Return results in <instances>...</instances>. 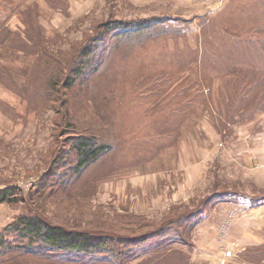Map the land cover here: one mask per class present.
Returning a JSON list of instances; mask_svg holds the SVG:
<instances>
[{
    "label": "rangeland",
    "instance_id": "1",
    "mask_svg": "<svg viewBox=\"0 0 264 264\" xmlns=\"http://www.w3.org/2000/svg\"><path fill=\"white\" fill-rule=\"evenodd\" d=\"M13 1L27 7L22 0ZM62 1L67 2L66 9L50 10V17L42 16V24L30 28L38 32L36 47L44 59L54 52L62 59L76 55L78 48L90 41L96 46L95 66L84 70V80L78 82L82 84H76L67 97L68 107L76 122L83 121L80 131L88 128L89 133L111 141L115 151L78 179L69 174L66 162L73 161L75 154L68 140L72 129H67L70 124L62 119L63 113L48 107L40 86L28 82L24 70L32 67V57L27 61L0 60V188L18 186L22 198L17 203L0 202V233L30 208H40L54 221L71 227L126 232L136 231L141 223L157 226L180 207L194 210L203 205L206 195L189 197L182 188L183 147L191 153V146L196 148L204 139L221 137L223 143L264 131V112L257 101L246 100L245 79L255 78L240 72L254 63L259 67L254 76L264 80V0H219L212 7L199 0L205 7L198 9L185 6V0ZM69 2L70 13H63ZM85 7L90 11L83 15ZM8 12L6 1L0 0V21ZM153 18L160 19L152 24L154 37L147 41L136 36L118 41L116 33L98 28L112 19L138 23ZM10 22L18 29L17 17ZM54 22H60V27ZM45 40L51 44L43 50ZM96 68L99 70L94 72ZM178 72L182 79L197 82L188 91L175 90L165 98L158 97V90L152 93L153 83L160 89L164 84L158 81ZM86 76L97 83L96 91L91 85L86 89ZM241 78L245 84L232 90L231 83ZM174 86L185 90L182 85ZM41 90L46 95L47 88ZM195 94L204 101L198 104ZM75 96L83 101L74 100ZM59 151L62 157L56 165L48 166L45 157H54ZM230 196L210 195L211 206L201 210L188 243L179 247L191 255L199 254L195 258L200 263L264 264V214L263 227L252 229L255 242L236 243L229 255L221 249L217 253H222L221 257L212 255L210 259L203 246L204 250L194 244L206 231V223L219 214L221 202L239 198ZM229 211L218 228L221 241L227 239L237 215L235 210ZM8 235L14 238L16 233ZM257 255L260 258L256 259ZM195 258L193 263L198 262ZM170 262L181 264L175 259Z\"/></svg>",
    "mask_w": 264,
    "mask_h": 264
},
{
    "label": "trees",
    "instance_id": "2",
    "mask_svg": "<svg viewBox=\"0 0 264 264\" xmlns=\"http://www.w3.org/2000/svg\"><path fill=\"white\" fill-rule=\"evenodd\" d=\"M5 1L9 12L5 19L0 21V51L5 52L0 53V60L9 58L27 61L32 57V67L28 71L24 70V74L29 83L40 86L41 95L45 96L44 98L50 104L48 107L53 108L59 115L63 113L62 119L67 121V125L70 124L67 129H72L70 130L72 134L68 135V140L71 142V148L75 154L73 161L66 162V165L70 164L69 174L76 175L78 179L83 172L99 163L104 156L115 151V145L111 141L101 139L102 136L92 132L89 133L88 128L80 131L83 121L76 122L68 107L70 100H67V97L71 95L76 84H82L78 82L84 80L82 76L84 70L95 66L93 62L96 57V46L90 41L88 44L81 45L76 55L63 56L62 59H60L61 54L56 56V52L52 50L54 53H47L50 59H44L39 53V48L36 47L39 42L37 29L31 32L30 28L34 27L36 23L42 24V16L46 19L50 17V10L64 9L65 6L67 8V2L64 3L62 0H35L33 2L22 0L27 3V7H22L20 2L14 4L13 0ZM14 17L19 20L18 29L10 26V21ZM159 19L153 18L138 23L124 19H112L102 23L98 28L104 29L107 34L116 33L118 41L131 40L130 38L134 36L147 41L154 37L152 24ZM44 43L46 44L43 46V50L47 44H51V41L45 40ZM80 54L81 57H79ZM230 55L234 56L232 52ZM66 57L67 59H64ZM249 68L240 70L242 74H252L255 78V80L247 81L245 76H242L248 84L247 93H245L246 100L251 103L257 101L258 109L263 113L264 80H258V77L253 74L259 67H255L253 63ZM98 70L96 68L94 72ZM67 71L69 74L66 75ZM182 71L185 72V68ZM180 73L178 72L176 76L168 74L166 78L158 81L159 84L161 82L164 84L160 89L159 87L155 88L156 82L153 83L150 87L152 93L154 90H158V97L165 98L171 92L174 94L175 90L176 93L188 91L197 81L182 79L178 76ZM64 74L65 76H63ZM262 74L264 75V68ZM170 78L168 85L166 82ZM242 80L241 78L239 81ZM85 81L88 91L91 88L90 85L94 91L98 89L97 83L92 82L91 77L86 76ZM239 81L231 83L232 90H237L240 83L245 84L244 81ZM209 83L212 85L213 81ZM174 85H182L185 90L181 92ZM44 86L47 88L46 95L41 90ZM209 88L211 89V86ZM72 98L82 100L81 97ZM194 99L198 104L203 100L200 95L196 94ZM54 155V157H45L48 166L56 165V162L62 157L60 151ZM20 200H22L20 187L11 185L0 188V202L17 203ZM210 203H212V198L209 197L205 199L203 205H199L194 210L186 207L182 210L181 207L177 208L178 211L164 218L157 226L151 222L148 227L141 223L138 229L136 227V231L126 232H112L110 229L93 231L87 228L71 227L66 223L54 221L40 208H30L14 221L9 222L4 231L0 233V264L16 263L23 259H27V264H161L162 261H164L162 264H171L170 261L174 259L180 261L181 264L186 260V264H209L200 263L195 255L183 251L179 246L188 243L190 232L198 220L196 217H199L201 210L205 207L211 206L208 205ZM9 233H16V236L11 238ZM190 243L193 245L192 240ZM194 244H196V240H194ZM25 255L27 256L21 257ZM193 258L199 263L196 261L193 263ZM258 258L260 257L257 255L256 259Z\"/></svg>",
    "mask_w": 264,
    "mask_h": 264
},
{
    "label": "crops",
    "instance_id": "3",
    "mask_svg": "<svg viewBox=\"0 0 264 264\" xmlns=\"http://www.w3.org/2000/svg\"><path fill=\"white\" fill-rule=\"evenodd\" d=\"M198 1L194 3L191 0H185V6L188 5L192 9L194 6L197 9L205 7L204 3ZM215 1L217 4L219 0ZM104 2L108 3V0ZM70 7L71 2H69L68 11L63 13H70ZM88 11L90 10L85 7L83 15H86ZM54 26L59 28L60 22H54ZM232 140L222 143L221 137L204 139V142H200L196 148L191 146V153L187 149L188 153H186L183 147L180 156L182 188L189 197L206 195L208 198L210 195L221 193L229 194V196L239 195L238 199H228V202L224 199L221 202L223 204H220L217 210L219 214L213 215L212 220L206 223V231L196 241L199 245L197 247L203 246L204 249L209 250L206 251L200 247L210 259L212 255H217L216 258L221 257L222 253L217 254L221 249L225 254H231L236 243H254L252 229L259 225L263 227L261 220L264 214V131L260 130L255 134L249 132ZM174 203L177 202L170 204ZM207 209L206 207L204 211ZM231 209L235 210L237 215L225 236L227 239L221 241L218 228H220L221 219L227 218ZM194 255L199 256V254ZM213 260L216 263V260Z\"/></svg>",
    "mask_w": 264,
    "mask_h": 264
},
{
    "label": "built area",
    "instance_id": "4",
    "mask_svg": "<svg viewBox=\"0 0 264 264\" xmlns=\"http://www.w3.org/2000/svg\"><path fill=\"white\" fill-rule=\"evenodd\" d=\"M202 1H204V3H206V4H211L210 6H212L216 3L215 0H202Z\"/></svg>",
    "mask_w": 264,
    "mask_h": 264
}]
</instances>
